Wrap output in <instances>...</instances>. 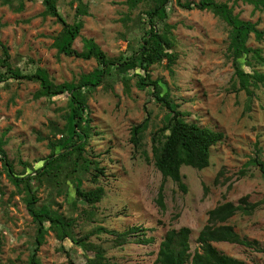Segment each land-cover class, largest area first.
<instances>
[{"label": "rangeland", "instance_id": "374dc122", "mask_svg": "<svg viewBox=\"0 0 264 264\" xmlns=\"http://www.w3.org/2000/svg\"><path fill=\"white\" fill-rule=\"evenodd\" d=\"M198 1V0H193ZM232 5L241 18L257 21L264 31V12L240 0H220ZM89 14L76 16L77 0H58L59 9L68 22H83L81 36L74 47L83 48V37L94 38L113 58L129 56L139 47L144 34L137 22L143 5L132 13L126 0H83ZM43 0H19L7 3L0 0V40L8 47L10 62L23 72L47 69L56 83L75 81L81 73L97 66L95 59L85 60L58 54L53 36L62 25L50 15H44ZM168 22L175 24L177 63L174 72L167 61L152 67V77L162 80L161 90L169 88L175 102L186 112L188 121L223 131L225 138L212 148L211 164L199 170L183 166V182L187 190L171 179L164 181L153 160L152 133L163 125L167 109L156 102L152 88L136 86L133 71L112 74L89 93L88 115L95 127L87 146L89 156L99 161L105 174L93 183L90 174L80 178L35 179L42 211L57 209L75 220L74 234L78 238L102 246L113 264H152L160 242L169 228L188 226L192 229L194 250L196 237L206 224L208 211L218 203H238L243 196L250 201L264 198V178L259 168L249 161L258 156L264 160V87L255 88L249 97L245 90L234 85V67L228 54L230 27L210 10L184 9L175 1L169 5ZM129 14L134 20H124ZM249 45L262 48L261 40L251 35ZM0 46V58L3 57ZM264 72V61H253ZM6 69L1 66L0 72ZM128 78L129 87L124 79ZM39 83L9 80L0 83V139L16 171L26 164H39L50 153L49 140L54 128L64 127L65 115L71 110L67 96L35 98ZM151 122L144 132L140 146L131 141V129L142 122L147 111ZM60 133L58 136L60 137ZM2 162L0 161V167ZM164 182L166 209L157 202ZM80 183L85 189L101 185L103 199L88 204L67 192ZM0 264H28L35 246L37 224L26 203L3 170L0 177ZM74 200L76 201L75 203ZM236 230L264 246V204L252 214L238 213L230 221ZM131 226H141L153 242L138 243V235L119 244L115 234L102 229L124 232ZM221 251L245 260L247 264H264V252L229 242H215ZM94 250L81 244L64 241L49 231L39 250L43 264H68L69 259L85 264Z\"/></svg>", "mask_w": 264, "mask_h": 264}, {"label": "trees", "instance_id": "16d2710c", "mask_svg": "<svg viewBox=\"0 0 264 264\" xmlns=\"http://www.w3.org/2000/svg\"><path fill=\"white\" fill-rule=\"evenodd\" d=\"M10 3L11 0H5ZM76 16L88 15V5L83 0H77ZM184 9L210 10L230 27L228 54L234 67V85L237 90H245L247 95H254L255 88L264 87V72L255 68L253 61H264L263 50L260 47L249 45L251 35L261 40L264 31L259 28L257 21L241 18L234 12L232 5L220 0H126L130 11L143 5L137 22L143 25L144 34L139 47L129 56L113 58L102 49L94 38L81 37L83 48L74 47V43L81 36L83 22H68L59 9L58 0H43L44 15L52 16L62 25L61 30L53 36V47L58 54L73 56L85 60L95 59L97 66L90 72L81 73L75 81L56 83L51 78L47 69L38 67L34 72H23L19 67L10 62L8 47L0 40L4 56L0 58L1 66L6 69L0 72V83L14 80L17 82L33 81L39 83V89L34 93L35 98L67 96L71 101V110L64 116V127L56 125L54 139L49 140L50 153L42 158L39 164H26L24 170L18 172L10 162L4 149L5 141L0 139V177L3 170L14 183L20 193H25L24 201L33 221L37 224V234L34 249L29 257L28 264H43L39 257V250L45 242L49 231H54L58 238L71 243L81 244L86 249L94 250L93 257H88L85 264H113L106 256V250L95 243L87 241L88 237L78 238L74 234L75 220L65 217L57 209L42 211L38 208L39 196L33 181L42 178L53 180L61 179V172L66 177H78L90 174L93 183H97L100 176L105 174V168L95 157L89 156L87 146L95 130L92 119L88 115L89 93L102 85L106 77L112 74L115 66L118 72L133 71L136 77V86L140 89L151 87L152 94L157 103L167 109V118L163 125L152 133L153 160L157 169L162 173L164 181L171 179L181 188L187 190L183 182V166H191L202 170L210 166L212 148L225 138V133L203 126L186 119V112L175 102L169 88L161 90L162 80L152 77V67L155 64L167 61L170 72H174L177 63L175 24L168 22L169 5L172 2ZM240 0H234L238 2ZM253 6L254 11L264 12V0H242ZM19 5L24 7V0H19ZM124 20H134L129 14ZM2 26L0 19V27ZM128 78L124 79L129 87ZM152 112L147 111L145 119L134 125L131 129V141L136 147L140 146L144 132L151 122ZM60 133V137L58 136ZM249 164L259 168L264 178V160L258 156L253 157ZM61 171V172H60ZM1 190V187H0ZM68 195L73 194L78 199L96 204L105 195V188L101 185L94 189H85L76 183ZM74 200L73 203L76 201ZM161 209H166L164 201V182L157 197ZM264 204V198L250 201L248 196H243L238 203L224 201L218 203L208 211L206 224L200 229L196 237L197 247L193 250L191 244L192 229L188 226L169 228L164 234L152 264H247L245 260L229 255L218 249L215 242H229L253 248L264 252V246L257 239L242 236L229 221L238 213L252 214ZM104 232L115 234L119 244L128 242L131 236L138 235V243L153 242V237H146L145 229L141 226H131L124 232L102 229ZM68 264H77L69 259Z\"/></svg>", "mask_w": 264, "mask_h": 264}]
</instances>
